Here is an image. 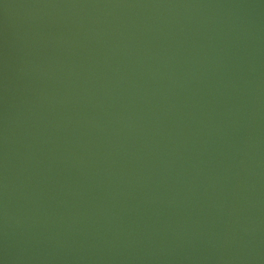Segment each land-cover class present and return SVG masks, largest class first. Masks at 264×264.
I'll return each mask as SVG.
<instances>
[{
    "label": "water",
    "instance_id": "95a60500",
    "mask_svg": "<svg viewBox=\"0 0 264 264\" xmlns=\"http://www.w3.org/2000/svg\"><path fill=\"white\" fill-rule=\"evenodd\" d=\"M0 264H264V0H0Z\"/></svg>",
    "mask_w": 264,
    "mask_h": 264
}]
</instances>
